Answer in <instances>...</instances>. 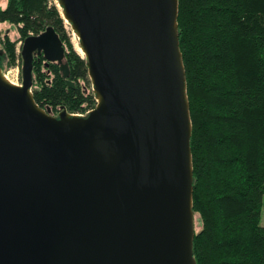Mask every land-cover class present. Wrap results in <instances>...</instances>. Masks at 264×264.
Instances as JSON below:
<instances>
[{"label":"water","instance_id":"water-1","mask_svg":"<svg viewBox=\"0 0 264 264\" xmlns=\"http://www.w3.org/2000/svg\"><path fill=\"white\" fill-rule=\"evenodd\" d=\"M59 1L97 103L37 104L33 53L64 57L51 26L24 40L21 86L0 61V264H197L179 1Z\"/></svg>","mask_w":264,"mask_h":264},{"label":"trees","instance_id":"trees-1","mask_svg":"<svg viewBox=\"0 0 264 264\" xmlns=\"http://www.w3.org/2000/svg\"><path fill=\"white\" fill-rule=\"evenodd\" d=\"M178 1L201 224L194 257L197 264H264V0ZM49 2L8 0L0 22L18 25L21 40L48 26L61 32L63 19ZM4 50L13 64L16 43L6 38ZM71 50L86 77L87 61Z\"/></svg>","mask_w":264,"mask_h":264},{"label":"flooded vegetation","instance_id":"flooded-vegetation-1","mask_svg":"<svg viewBox=\"0 0 264 264\" xmlns=\"http://www.w3.org/2000/svg\"><path fill=\"white\" fill-rule=\"evenodd\" d=\"M45 30L46 28L39 33L30 32L27 37L40 35ZM56 33L62 41L64 57L60 62L47 61L44 52L36 50L33 53L32 85L30 91L41 108L49 115L59 118L64 113L72 116L71 112L73 111L70 109V106L81 101L87 102L88 98H90V93L84 90L83 85L80 84L81 79L73 63L72 50L69 48V43L61 33L57 31ZM62 66L68 67V76L66 78L63 76V71L61 70ZM57 89H60V94L56 97L55 93Z\"/></svg>","mask_w":264,"mask_h":264},{"label":"rangeland","instance_id":"rangeland-1","mask_svg":"<svg viewBox=\"0 0 264 264\" xmlns=\"http://www.w3.org/2000/svg\"><path fill=\"white\" fill-rule=\"evenodd\" d=\"M7 3H8V0H0V8L5 9L7 7ZM49 3H50V5L54 4L57 7V9H58V11L62 17L63 16L62 15L63 7L60 4V1L59 0H50ZM18 28H19V26L16 24L9 23V22H0V61H1V66L3 69L4 75H5V73L7 74V72L10 70H13V73H16L17 70H15V69L17 68V65H18L19 66V76H21L22 65H23L21 52H22V44H23L24 40H21V35L19 33ZM62 28H63V31H61V32L59 30H57V31L60 32L61 35L64 34V37L66 38L67 42L70 45L69 48H71V46H72L73 50L77 53V55H79V57L85 59L84 55H82L78 52V47H81L80 46V39L77 37L75 31L72 29L71 24L66 22L65 19H63ZM30 32H32V31H30ZM6 38H9L12 42L16 43V55H15L16 57H15V62L13 64L8 63L9 60L5 54L4 48H5V39ZM80 79H81L80 84L83 85V89L86 90L88 93H90V98L92 97V99L94 101V103L90 104V106L83 105L82 110L88 111L89 108L93 110L96 106V103H97L96 99H95L94 90H93V88H94L93 83H92L91 79L89 78L88 74L86 77L80 78ZM93 105H94V107H93ZM72 113L73 112H71V114ZM83 113H85V112H83ZM89 114L90 113H88L87 115L78 116V117H86ZM195 216H196L195 217L196 218L195 219V227H196V233H197L201 229V224H200V216L196 213H195ZM261 225L264 226V196H263Z\"/></svg>","mask_w":264,"mask_h":264},{"label":"built area","instance_id":"built-area-1","mask_svg":"<svg viewBox=\"0 0 264 264\" xmlns=\"http://www.w3.org/2000/svg\"><path fill=\"white\" fill-rule=\"evenodd\" d=\"M15 70H17L16 73H13V70H10L7 72V74L5 73V76H7L8 79L10 81H12L13 83H16L18 85H22V79H21V76H19V66L18 65H17V68ZM89 109H88V111H83L82 109L75 110V111H73L72 115L77 116V117L87 115L88 113H90L92 111V109H90V110ZM83 112H85V113H83Z\"/></svg>","mask_w":264,"mask_h":264},{"label":"bare ground","instance_id":"bare-ground-1","mask_svg":"<svg viewBox=\"0 0 264 264\" xmlns=\"http://www.w3.org/2000/svg\"><path fill=\"white\" fill-rule=\"evenodd\" d=\"M63 16H64V15H63ZM66 22H68V21H66ZM68 23H69V22H68ZM78 52H79L80 54L84 55V57H85L86 53H85V51L82 49V47H78ZM3 75H4V74H3ZM4 76H5V75H4ZM5 79H6L8 82L12 83L13 85L21 86V85H18V84H16V83H13L12 81H10V80L8 79L7 76H5Z\"/></svg>","mask_w":264,"mask_h":264}]
</instances>
